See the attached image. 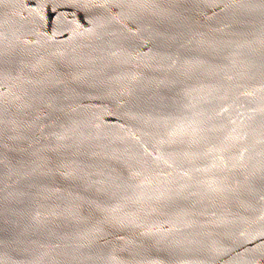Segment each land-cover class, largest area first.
Instances as JSON below:
<instances>
[{"label": "water", "instance_id": "1", "mask_svg": "<svg viewBox=\"0 0 264 264\" xmlns=\"http://www.w3.org/2000/svg\"><path fill=\"white\" fill-rule=\"evenodd\" d=\"M0 264H264V0H0Z\"/></svg>", "mask_w": 264, "mask_h": 264}]
</instances>
